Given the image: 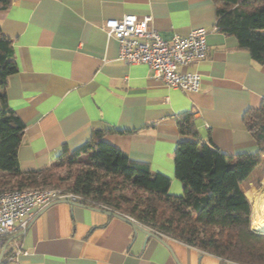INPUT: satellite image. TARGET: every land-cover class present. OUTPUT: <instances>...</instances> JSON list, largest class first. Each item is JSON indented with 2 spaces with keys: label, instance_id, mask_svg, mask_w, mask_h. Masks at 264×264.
<instances>
[{
  "label": "crops",
  "instance_id": "1",
  "mask_svg": "<svg viewBox=\"0 0 264 264\" xmlns=\"http://www.w3.org/2000/svg\"><path fill=\"white\" fill-rule=\"evenodd\" d=\"M128 14L150 16L165 39L198 27L208 31L207 58L188 67L200 75L199 91L166 87L147 65L117 59L118 42L103 26ZM215 23L211 0H10L0 10V28L12 40L18 69L4 90L24 124L20 169L48 166L95 129H109L103 141L167 176L168 192L180 195L179 141L211 144L229 155L254 151L243 115L264 101V63ZM184 113L194 117V137L178 130ZM131 222L99 208L52 203L28 222L20 237L26 254L13 264H234L171 238L161 241Z\"/></svg>",
  "mask_w": 264,
  "mask_h": 264
},
{
  "label": "trees",
  "instance_id": "2",
  "mask_svg": "<svg viewBox=\"0 0 264 264\" xmlns=\"http://www.w3.org/2000/svg\"><path fill=\"white\" fill-rule=\"evenodd\" d=\"M211 1L216 29L264 63V0ZM9 5L10 0H0V10ZM17 70L12 40L0 28V192L64 187L82 196L79 205L133 219L162 240L171 238L234 264H264V233L251 228V204L241 187L260 168L264 154V101L243 115L254 151L229 155L195 140L177 143L174 172L183 192L173 195L167 176L101 139L109 129H95L89 141L64 150L48 166L22 171L17 151L24 124L7 105L4 90ZM177 126L183 136L196 135L191 113L180 115Z\"/></svg>",
  "mask_w": 264,
  "mask_h": 264
},
{
  "label": "built area",
  "instance_id": "3",
  "mask_svg": "<svg viewBox=\"0 0 264 264\" xmlns=\"http://www.w3.org/2000/svg\"><path fill=\"white\" fill-rule=\"evenodd\" d=\"M150 21V16L138 18L132 14L105 21V33L118 42L117 59L127 64L147 65L151 76L166 87L186 93L199 91L200 75L188 67L207 58L208 31L198 27L185 36L174 34L165 39ZM61 201L80 204L83 198L78 193L60 188L0 192V252L3 250L5 264H13L20 255L26 254L20 237L35 212Z\"/></svg>",
  "mask_w": 264,
  "mask_h": 264
},
{
  "label": "rangeland",
  "instance_id": "4",
  "mask_svg": "<svg viewBox=\"0 0 264 264\" xmlns=\"http://www.w3.org/2000/svg\"><path fill=\"white\" fill-rule=\"evenodd\" d=\"M61 172L63 173V175H66L65 168H62ZM263 173H264L263 167L260 168L259 170H254L251 173V176L241 186L242 190L244 191L245 195L247 196L251 204V228L252 229H253L252 227L253 203L255 202L254 199H256V196L264 194V178H263L264 175ZM54 188L64 189V187H54ZM260 232L264 233V231H260Z\"/></svg>",
  "mask_w": 264,
  "mask_h": 264
},
{
  "label": "bare ground",
  "instance_id": "5",
  "mask_svg": "<svg viewBox=\"0 0 264 264\" xmlns=\"http://www.w3.org/2000/svg\"><path fill=\"white\" fill-rule=\"evenodd\" d=\"M254 201L252 227L257 231H264V194L256 196Z\"/></svg>",
  "mask_w": 264,
  "mask_h": 264
},
{
  "label": "water",
  "instance_id": "6",
  "mask_svg": "<svg viewBox=\"0 0 264 264\" xmlns=\"http://www.w3.org/2000/svg\"><path fill=\"white\" fill-rule=\"evenodd\" d=\"M109 213H110V212H109ZM111 214H112V213H111ZM113 215H117V214L114 213ZM125 219H127L128 221L131 222V220H130L129 218H125ZM131 223H132L136 228H138L139 230L143 231L145 234H147V235H151V236H155V237H157L158 239H160V240L162 241V239L159 238V236H157V235L154 234L153 232H151V231H149V230L143 228L142 226L138 225V224L135 223V222H131ZM2 254H3V250H1V252H0V262H1Z\"/></svg>",
  "mask_w": 264,
  "mask_h": 264
}]
</instances>
